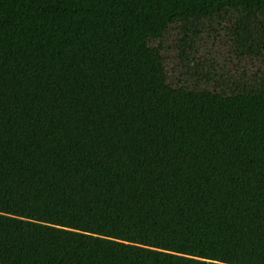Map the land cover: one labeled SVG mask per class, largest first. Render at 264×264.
I'll return each mask as SVG.
<instances>
[{
  "label": "trees",
  "instance_id": "1",
  "mask_svg": "<svg viewBox=\"0 0 264 264\" xmlns=\"http://www.w3.org/2000/svg\"><path fill=\"white\" fill-rule=\"evenodd\" d=\"M229 12L264 0H0V264H264V81L173 88L150 46Z\"/></svg>",
  "mask_w": 264,
  "mask_h": 264
},
{
  "label": "rangeland",
  "instance_id": "2",
  "mask_svg": "<svg viewBox=\"0 0 264 264\" xmlns=\"http://www.w3.org/2000/svg\"><path fill=\"white\" fill-rule=\"evenodd\" d=\"M242 34L255 44L264 36V17L245 21L229 12L193 24L175 23L150 46L162 49L169 86L230 93L264 81V49L243 47Z\"/></svg>",
  "mask_w": 264,
  "mask_h": 264
},
{
  "label": "crops",
  "instance_id": "3",
  "mask_svg": "<svg viewBox=\"0 0 264 264\" xmlns=\"http://www.w3.org/2000/svg\"><path fill=\"white\" fill-rule=\"evenodd\" d=\"M209 264H222V263H217V262H209Z\"/></svg>",
  "mask_w": 264,
  "mask_h": 264
}]
</instances>
